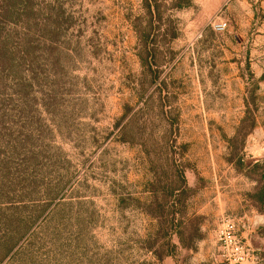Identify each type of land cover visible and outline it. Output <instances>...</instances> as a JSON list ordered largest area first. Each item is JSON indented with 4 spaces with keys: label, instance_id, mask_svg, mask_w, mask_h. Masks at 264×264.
Wrapping results in <instances>:
<instances>
[{
    "label": "rangeland",
    "instance_id": "obj_1",
    "mask_svg": "<svg viewBox=\"0 0 264 264\" xmlns=\"http://www.w3.org/2000/svg\"><path fill=\"white\" fill-rule=\"evenodd\" d=\"M228 218L264 245V0H0V264H221Z\"/></svg>",
    "mask_w": 264,
    "mask_h": 264
},
{
    "label": "built area",
    "instance_id": "obj_2",
    "mask_svg": "<svg viewBox=\"0 0 264 264\" xmlns=\"http://www.w3.org/2000/svg\"><path fill=\"white\" fill-rule=\"evenodd\" d=\"M221 264H263V253L240 234L239 223L228 218L218 229Z\"/></svg>",
    "mask_w": 264,
    "mask_h": 264
},
{
    "label": "crops",
    "instance_id": "obj_3",
    "mask_svg": "<svg viewBox=\"0 0 264 264\" xmlns=\"http://www.w3.org/2000/svg\"><path fill=\"white\" fill-rule=\"evenodd\" d=\"M259 228L258 225H252L248 224L243 226L242 229H240L242 237L251 245H253L256 249L260 250L262 253L264 252V245L260 244L259 241L256 239L257 236H254L255 227ZM256 237V238H255ZM264 244V239L262 240ZM169 264H173L172 262ZM264 264V263H263Z\"/></svg>",
    "mask_w": 264,
    "mask_h": 264
}]
</instances>
